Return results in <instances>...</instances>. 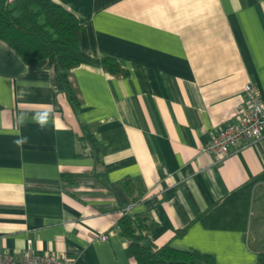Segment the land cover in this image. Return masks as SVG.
Segmentation results:
<instances>
[{"label": "crops", "instance_id": "0c3cea01", "mask_svg": "<svg viewBox=\"0 0 264 264\" xmlns=\"http://www.w3.org/2000/svg\"><path fill=\"white\" fill-rule=\"evenodd\" d=\"M54 1L78 16L81 49L125 73L72 68L75 102L56 60L28 63L0 40L2 250L136 264L125 213L146 217L155 245L256 264L264 135L223 161L205 146L247 83L264 97V0Z\"/></svg>", "mask_w": 264, "mask_h": 264}, {"label": "trees", "instance_id": "16d2710c", "mask_svg": "<svg viewBox=\"0 0 264 264\" xmlns=\"http://www.w3.org/2000/svg\"><path fill=\"white\" fill-rule=\"evenodd\" d=\"M80 29L78 16L54 0H0V40L28 63L56 60L59 77L75 102L77 97L68 81L72 68L88 64L113 74L125 73L115 58H94L85 53L79 44ZM87 137L99 151L96 139L89 132ZM145 222L144 216L125 213L119 221L123 235L130 240L129 250L136 264H218L213 255L195 249H176L169 243L155 245L143 232ZM256 264H264V250L258 252Z\"/></svg>", "mask_w": 264, "mask_h": 264}, {"label": "built area", "instance_id": "2783aa9c", "mask_svg": "<svg viewBox=\"0 0 264 264\" xmlns=\"http://www.w3.org/2000/svg\"><path fill=\"white\" fill-rule=\"evenodd\" d=\"M244 92V107L205 146V150L213 153L219 161L228 157L232 149H240L264 135V97L258 87L251 83L245 85ZM102 237L106 238L105 235ZM0 264H73V261L67 255L12 254L2 250L0 239Z\"/></svg>", "mask_w": 264, "mask_h": 264}, {"label": "rangeland", "instance_id": "374dc122", "mask_svg": "<svg viewBox=\"0 0 264 264\" xmlns=\"http://www.w3.org/2000/svg\"><path fill=\"white\" fill-rule=\"evenodd\" d=\"M251 235L253 238L255 237H264V227L263 228H254L251 231Z\"/></svg>", "mask_w": 264, "mask_h": 264}, {"label": "clouds", "instance_id": "9594fccd", "mask_svg": "<svg viewBox=\"0 0 264 264\" xmlns=\"http://www.w3.org/2000/svg\"><path fill=\"white\" fill-rule=\"evenodd\" d=\"M40 123H41V126H43V124H44V121H43V120H41V121H40Z\"/></svg>", "mask_w": 264, "mask_h": 264}]
</instances>
